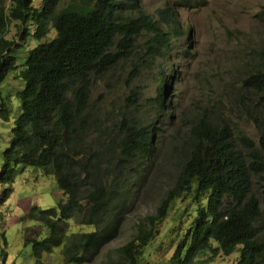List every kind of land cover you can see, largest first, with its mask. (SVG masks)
<instances>
[{
    "label": "trees",
    "instance_id": "1",
    "mask_svg": "<svg viewBox=\"0 0 264 264\" xmlns=\"http://www.w3.org/2000/svg\"><path fill=\"white\" fill-rule=\"evenodd\" d=\"M34 1L0 0V121L13 118L2 153L0 206L12 196L19 172L34 168L56 178L66 199L58 208H31L21 219L40 224L26 241L35 264H46L44 255L62 246L64 264H92L121 234L146 183L160 170V158L176 171L174 183L156 212L141 217L133 238L104 264H139L176 203L180 226L172 229L170 262L207 264L202 255L230 256L241 246L237 264H264V50L238 72L231 100L197 105L180 120L186 130L167 136L170 131L159 132L157 123L172 126L167 97L179 72L172 68L154 98L133 82L190 37L180 27L179 8L193 10L205 0H176L156 17L143 11L142 0H69L65 6L63 0H43L40 8ZM13 22L25 25V46L6 38ZM12 72L23 86L4 97L1 87ZM101 86L121 90L115 108L95 90ZM240 121L254 124L258 142ZM71 220L95 231L69 235ZM43 228L48 234L40 239Z\"/></svg>",
    "mask_w": 264,
    "mask_h": 264
},
{
    "label": "rangeland",
    "instance_id": "2",
    "mask_svg": "<svg viewBox=\"0 0 264 264\" xmlns=\"http://www.w3.org/2000/svg\"><path fill=\"white\" fill-rule=\"evenodd\" d=\"M68 2L69 0H63L62 6L67 5ZM175 2L176 0H143L142 7L145 12L153 15L165 4ZM42 4L43 0L34 1L36 8H40ZM178 19L185 30L190 32V38L178 40L169 57L155 60L156 64L149 72L150 74L142 72L133 82V85H137L145 97L154 98L158 87L172 68L179 72V78H174L167 97L168 101L171 99V109L168 110L167 117L171 119L172 126L165 128L164 123L159 124L161 120L157 123L159 132L170 131L167 136L177 131L183 133L186 130L180 120L183 117L188 118L197 105L207 106L210 100L216 98L224 103V96L226 100H231L233 89H236L238 84V72L244 71L248 59L264 50V0H205L202 7L193 10L180 9ZM23 27L25 25L13 22L7 30L6 38L14 41L16 46H25L28 40L21 38L24 32ZM54 36L55 33L52 32V38ZM145 38V36L141 37V41ZM33 41L36 46L38 41L36 39ZM32 44L28 47H33ZM171 59H173L172 62ZM160 72H162V78L159 75ZM129 75H123L121 81L125 82ZM22 86V82L18 81L15 73L12 72L3 83L1 92L5 97L11 90H19ZM95 90L105 93L112 101L114 108L116 107L121 90L118 88L108 90L104 86L96 87ZM12 103L15 117L18 112L17 99L13 98ZM12 126L13 118L10 123L0 121V170L3 164L2 153L11 140ZM239 127L253 140L259 141V133L253 123L240 121ZM161 143L165 144V141L162 140ZM169 144L170 139L167 143L168 149ZM169 160L168 158L167 161ZM160 161L162 162L160 170L151 182L146 183L144 194L138 199L132 213L127 216L121 234L102 250L92 264H104L116 249L133 238L139 219L156 212L159 201L174 183L176 175V171L170 164H167L165 160L162 161V158ZM13 187L14 192L10 199L0 206V264H7L3 261L5 253L7 258L8 254L10 256L9 264H35L32 257V245H27L26 241L30 229H39L40 224L21 219L34 207L43 210L58 208V203L66 197L58 188L55 177L45 176L40 170L34 168L19 172ZM4 188L5 186L0 185V194ZM262 200L264 212V193ZM184 204L186 205L185 202ZM179 208L180 204H174L170 221L161 228V234L146 248L145 254L139 259V264H173L170 262L175 251L174 242L171 240L172 229L180 226L176 223ZM189 209L190 214L195 215V211ZM186 221L191 220L189 218ZM69 223V235L95 231L94 226L77 225L73 220ZM188 223L186 222L183 227L188 228ZM39 232L40 239H44L48 234L45 228ZM182 234L180 231L179 236ZM240 248L241 246L230 256H219L215 259L210 253H206L200 257V261L207 264H237ZM62 251L63 246L56 248L53 253L44 255L43 261L46 264H64ZM210 259L213 261L210 262Z\"/></svg>",
    "mask_w": 264,
    "mask_h": 264
},
{
    "label": "clouds",
    "instance_id": "3",
    "mask_svg": "<svg viewBox=\"0 0 264 264\" xmlns=\"http://www.w3.org/2000/svg\"><path fill=\"white\" fill-rule=\"evenodd\" d=\"M143 1V0H142ZM166 6H175L174 4H170V3H167V4H165V6L164 7H166ZM202 6H204V4H201V7ZM142 7V6H141ZM163 7V8H164ZM142 9H143V7H142ZM159 9H162V8H159ZM159 9H157V10H159ZM180 9H183V8H179V10ZM157 10L155 11V13L153 14V15H150V14H148L147 12H145V10L143 9V11L146 13V14H148V15H150V16H153V17H156V12H157ZM179 10H178V15H177V19H178V17H179ZM187 10V9H186ZM178 21H179V19H178ZM179 24H180V27H182L183 28V30L185 31V27L183 26V25H181V23H180V21H179ZM190 38V37H189ZM187 40L188 38L187 37H185L183 40ZM173 61V59H171V62ZM170 73V72H169ZM175 76V75H174ZM174 76L173 77H171V78H174ZM168 84H169V82H168ZM169 93H170V91H169Z\"/></svg>",
    "mask_w": 264,
    "mask_h": 264
},
{
    "label": "crops",
    "instance_id": "4",
    "mask_svg": "<svg viewBox=\"0 0 264 264\" xmlns=\"http://www.w3.org/2000/svg\"><path fill=\"white\" fill-rule=\"evenodd\" d=\"M9 258H10V256H9V254H8V258H7V260H6V263L7 264H9ZM34 260V259H33Z\"/></svg>",
    "mask_w": 264,
    "mask_h": 264
}]
</instances>
